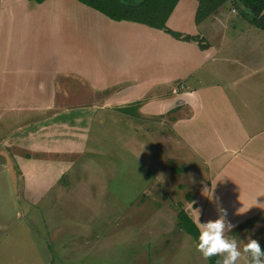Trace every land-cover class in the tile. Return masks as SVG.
<instances>
[{
  "label": "rangeland",
  "instance_id": "rangeland-1",
  "mask_svg": "<svg viewBox=\"0 0 264 264\" xmlns=\"http://www.w3.org/2000/svg\"><path fill=\"white\" fill-rule=\"evenodd\" d=\"M189 1L173 31L192 27ZM239 8L220 9L219 37L195 21L219 45L196 57L76 0H0V264H209L182 211L234 225L237 264L249 238L264 248V31Z\"/></svg>",
  "mask_w": 264,
  "mask_h": 264
},
{
  "label": "trees",
  "instance_id": "trees-1",
  "mask_svg": "<svg viewBox=\"0 0 264 264\" xmlns=\"http://www.w3.org/2000/svg\"><path fill=\"white\" fill-rule=\"evenodd\" d=\"M42 4L47 0H31ZM78 2L104 14L113 21L134 22L146 25L150 28L162 30L177 40L185 42H196L202 47L199 36L179 33L170 29L167 22L180 0H77ZM198 10L196 23L199 24L206 18L215 15L220 8L227 3L239 6L240 11L246 15L250 12L251 22L258 28L264 30V0H196ZM202 48H205L202 47ZM138 105L122 108L121 111L129 116L134 115ZM180 227L190 234L197 242L199 229L184 211L180 214ZM220 256L209 258V264H221Z\"/></svg>",
  "mask_w": 264,
  "mask_h": 264
},
{
  "label": "crops",
  "instance_id": "crops-1",
  "mask_svg": "<svg viewBox=\"0 0 264 264\" xmlns=\"http://www.w3.org/2000/svg\"><path fill=\"white\" fill-rule=\"evenodd\" d=\"M28 1V0H27ZM77 1V0H76ZM195 1V2H194ZM193 2H190V3H196L197 4V9H196V11L194 10V12H193V14L191 13V14H189L188 12L187 13H184V15L183 14H181L180 13V15L179 16H181V18H180V21L182 20L183 22H184V20H191V23H192V27L185 33L184 31H183V33L184 34H190V35H195V36H199V38H200V40H203L202 41V44L204 43V42H207L206 43V45H205V48H202L198 43H196V42H185L184 43V41H179V40H175V43H177V44H175L174 46L175 47H178L179 45L180 46H183V47H186V48H188V49H190V51H191V53H192V55H196V57L198 56V54L200 55H205L206 53H207V56L208 57H210V56H213L212 54H214L213 52H214V50L215 49H217L218 47H219V45L215 42V41H210V39L206 36V35H204L202 32H199V33H197V29L193 26V24H195V26H196V23H195V21H196V16H195V20H194V14H195V12L197 13V10H198V2L196 1V0H194ZM78 2V1H77ZM182 2H184V0H180V3L178 4V7L182 4ZM80 4H82V3H80ZM228 4V3H227ZM226 4V5H227ZM82 5H84V4H82ZM84 6H86V5H84ZM225 6V5H224ZM223 6V7H224ZM88 7V6H87ZM84 8V7H83ZM90 8V7H89ZM84 9H86V8H84ZM178 9V8H177ZM177 9H175V11L173 12V14L171 15V17H170V19H169V21L167 22V25L168 26H170L169 24H171V21H172V19H173V17L175 16V15H177ZM221 9V8H220ZM220 9H219V11H220ZM233 9V8H232ZM231 9V10H232ZM234 9L237 11V9H236V7L234 6ZM219 11L215 14V15H213V16H211V17H209L210 18V20H209V23H210V27L208 28V32H210L211 34H210V37H215L216 35H217V37H219V30H215V28H214V26L213 25H215V24H217L215 21L217 20V19H220L219 17H218V15H219ZM90 12H92V13H94V14H98V13H100L99 11H96V10H94V9H92L91 8V11ZM96 12H98V13H96ZM248 14H246V15H244L243 14V16L242 17H244V18H251V13L250 12H247ZM102 14V13H101ZM102 15H104V14H102ZM105 16V15H104ZM106 17V16H105ZM175 17H177V16H175ZM213 17V19L211 20V18ZM106 18H108V17H106ZM109 19V18H108ZM109 20H111V19H109ZM214 20V21H213ZM111 21H113V20H111ZM179 21V22H180ZM113 22H117V21H113ZM122 23H134V22H127V21H121ZM121 22H118V23H121ZM239 22V21H238ZM134 24H138V23H134ZM252 24V25H251ZM140 25H142V24H140ZM248 26L250 25V26H252V27H256V26H254V24L252 23V22H249V24H247ZM226 29L228 30L229 28H231L232 29V27H234V25L233 24H228V22L226 23ZM142 28H146L145 30L147 31V30H149V28L150 27H148V26H146V25H142ZM257 28V27H256ZM151 29V28H150ZM152 29H154V28H152ZM155 30H158V29H155ZM186 30V29H185ZM158 31H160V32H163V33H165V34H167L166 32H164V31H162V30H158ZM229 31V30H228ZM227 31V32H228ZM264 31V30H263ZM195 33V34H194ZM198 34V35H197ZM227 35H228V33H227ZM227 35H226V37H227ZM259 37L261 38V35H259ZM160 40V39H159ZM159 45L161 46V44L159 43ZM201 50H200V49ZM215 48V49H214ZM221 48L223 49V47L221 46ZM188 49H182V51H184V52H181L182 54L183 53H188V54H185V56H186V58H187V60L186 61H184L185 59L182 57V56H180L179 58H177L178 60H180V61H184V62H187V63H190L191 64V66H193V68L192 69H194V68H200L199 67V64L197 65L196 64V61H197V58H196V61H195V59H192V56L190 55V53L188 52ZM199 49V50H198ZM261 50H260V53L258 54L259 55V57H257L258 59H260V60H263L264 59V57H262V55L264 54V49L263 48H260ZM182 54H180V55H182ZM126 56V55H125ZM141 54L140 53H134V50H133V48L130 46L129 48H128V50H127V59H130V63L132 64L133 63V61H138V60H140L141 59ZM253 57V56H252ZM126 58V57H125ZM135 58H136V60H135ZM126 62H127V60H126ZM194 62V63H193ZM113 67H112V70L114 69V68H116L115 66H114V62H112V64H111ZM124 69V68H123ZM125 70V69H124ZM120 71V68H118V71L117 72H114V73H111V75H114V74H117L118 72ZM188 71V70H187ZM186 71V73H188ZM118 76H120V75H118ZM117 81H122L121 80V77L120 78H117L116 79ZM116 80L115 81H113L112 83H114L115 84V82H116ZM131 82V81H130ZM111 83V84H112ZM119 83V82H118ZM132 83H134V85H129V86H127V87H124V88H122L123 90H121V89H119L118 90V87H117V93H124V92H129V93H131V94H133L134 93V90H136V89H139V88H142L141 87V84L138 86L137 84L139 83L138 81H134V82H132ZM101 85V87L99 86V85H96V84H93V87L92 88H95V90H97V89H99V88H101V89H99L100 91H106V90H108V89H111L110 87H115V86H113L114 84H112V85ZM59 88V87H58ZM112 89H115V88H112ZM143 89V88H142ZM181 90V89H180ZM34 93H35V95H34V97L35 98H37V99H41V95H40V93H41V91H34ZM177 93H179V92H177ZM16 96L14 97V99H16V98H20V99H22L23 98V95H21V94H19V92L18 93H16L15 94ZM123 94H118V95H111L112 97H114V98H116V97H123V98H125V97H127V96H129V97H134V95H123ZM193 95V94H192ZM140 96H142V94H140ZM144 96V95H143ZM189 97H191V99H192V97L193 96H190V95H188ZM188 96H185L184 98H186V99H188ZM179 97H180V95H179ZM190 102V104H193V100H192V102L191 101H189ZM53 105H54V103H53ZM26 107V105L24 104V108ZM42 108H45V107H43V105H42ZM47 109V108H46ZM4 172H6L5 170H4ZM264 195V194H263ZM262 201H263V204H264V198L262 197L261 198V201L259 202V203H261L262 204ZM256 205H258V204H256ZM256 205H254V207H256V208H258V206H256ZM262 206V205H261ZM260 209V208H259ZM262 209V208H261Z\"/></svg>",
  "mask_w": 264,
  "mask_h": 264
},
{
  "label": "clouds",
  "instance_id": "clouds-1",
  "mask_svg": "<svg viewBox=\"0 0 264 264\" xmlns=\"http://www.w3.org/2000/svg\"><path fill=\"white\" fill-rule=\"evenodd\" d=\"M193 222L199 229L196 249L205 260L213 256H222V264H237L242 252L237 246V240L229 239L225 235L226 228L231 230L234 225L226 223L223 216L204 223H200L199 218H195ZM243 253L247 254L248 264H264V248L256 239H248Z\"/></svg>",
  "mask_w": 264,
  "mask_h": 264
}]
</instances>
